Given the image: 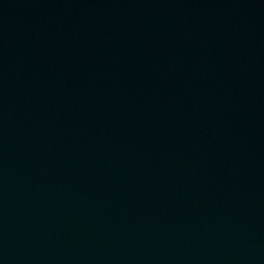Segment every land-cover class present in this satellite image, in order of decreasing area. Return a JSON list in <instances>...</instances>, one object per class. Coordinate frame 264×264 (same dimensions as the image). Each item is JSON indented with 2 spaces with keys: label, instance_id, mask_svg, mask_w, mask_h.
Instances as JSON below:
<instances>
[{
  "label": "water",
  "instance_id": "obj_1",
  "mask_svg": "<svg viewBox=\"0 0 264 264\" xmlns=\"http://www.w3.org/2000/svg\"><path fill=\"white\" fill-rule=\"evenodd\" d=\"M0 145L188 264H264V0H0Z\"/></svg>",
  "mask_w": 264,
  "mask_h": 264
}]
</instances>
